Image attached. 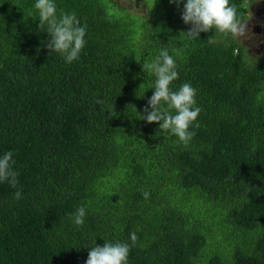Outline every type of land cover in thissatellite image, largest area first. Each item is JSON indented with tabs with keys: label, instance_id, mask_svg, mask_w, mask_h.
<instances>
[{
	"label": "trees",
	"instance_id": "1",
	"mask_svg": "<svg viewBox=\"0 0 264 264\" xmlns=\"http://www.w3.org/2000/svg\"><path fill=\"white\" fill-rule=\"evenodd\" d=\"M254 1L230 4L245 21ZM35 2L0 0V155L12 151L19 173L17 188L0 182V264H85L134 231L127 264H264V52L252 59L215 29L182 34L192 26L171 0H147L145 17L54 0L86 25L67 63ZM164 48L170 87L190 83L201 108L188 145L142 117L155 83L142 65Z\"/></svg>",
	"mask_w": 264,
	"mask_h": 264
},
{
	"label": "clouds",
	"instance_id": "2",
	"mask_svg": "<svg viewBox=\"0 0 264 264\" xmlns=\"http://www.w3.org/2000/svg\"><path fill=\"white\" fill-rule=\"evenodd\" d=\"M171 3L177 6L183 3L181 18L192 27L181 33L190 38H199L200 33L213 29L234 39L244 37L250 31L248 23L239 18L237 7L230 4V0H186V3L184 0H171ZM34 7L39 14V31H46L51 36L47 42L50 53H59L67 63L79 59L86 44V25L81 26L75 13L61 12L57 16L54 0H36ZM208 42L215 43V36L209 38ZM142 67L155 77L154 93L144 108L146 115H142L143 120L149 124L158 123L160 130L170 131L188 145L196 135L195 131L189 129L201 112V108L196 106V89L187 82L176 90L170 87L179 76L176 61L166 48L161 49L150 62L143 63ZM96 102L102 103L100 100ZM13 155L12 151L0 155V182H7L12 188H17L19 173L13 168ZM142 195L148 199L150 193L145 190ZM14 199H21L20 190L14 193ZM85 215L86 209L81 206L69 217L75 225L82 226ZM130 238L131 245L126 242H105L103 246L96 244L89 249L85 264H127L130 247L135 246L138 239L135 231L130 234Z\"/></svg>",
	"mask_w": 264,
	"mask_h": 264
},
{
	"label": "rangeland",
	"instance_id": "3",
	"mask_svg": "<svg viewBox=\"0 0 264 264\" xmlns=\"http://www.w3.org/2000/svg\"><path fill=\"white\" fill-rule=\"evenodd\" d=\"M114 1L134 15L145 17L148 14L147 0ZM245 22L248 23L250 31L246 36L237 38V41L245 47L249 56L255 59L264 52V0H255L249 6V16Z\"/></svg>",
	"mask_w": 264,
	"mask_h": 264
}]
</instances>
